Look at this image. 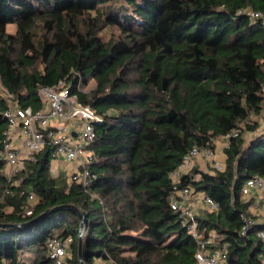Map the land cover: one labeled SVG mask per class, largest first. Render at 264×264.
Listing matches in <instances>:
<instances>
[{
  "label": "trees",
  "instance_id": "1",
  "mask_svg": "<svg viewBox=\"0 0 264 264\" xmlns=\"http://www.w3.org/2000/svg\"><path fill=\"white\" fill-rule=\"evenodd\" d=\"M240 9L264 14V0H0V83L10 100L39 110L38 87L64 81L102 117L87 188L51 175L50 146L24 161L18 186L0 158V223L19 224L0 227V264H55L52 238H70L67 264H81L79 244L84 264H195L196 243L170 207L174 186L188 183L218 203L199 226L221 235L229 264H264V241L251 229L240 235L253 202L242 186L264 177V131L243 136L264 117V26ZM104 27L119 34L102 38ZM90 79L93 89L77 88ZM7 108L0 93V147ZM236 127L223 169L173 183L191 147L215 148ZM29 193L36 203L26 215ZM60 205L74 210L31 221Z\"/></svg>",
  "mask_w": 264,
  "mask_h": 264
},
{
  "label": "built area",
  "instance_id": "2",
  "mask_svg": "<svg viewBox=\"0 0 264 264\" xmlns=\"http://www.w3.org/2000/svg\"><path fill=\"white\" fill-rule=\"evenodd\" d=\"M238 12L247 13L250 18L257 19L264 26V14L259 11L240 9ZM81 84L77 85L80 90ZM38 96L41 108L33 110L31 107H21L10 100L5 90L3 97L7 98L8 108L4 112L7 128L3 132L0 147V158L4 160V172L11 186H18L19 179L16 174L23 168L24 161L33 159L34 154L42 151L46 146L52 148L51 157H63L67 162H74L76 167L69 174V185L78 184L87 188L96 174L89 165L94 161L92 145L96 133L94 123L102 121L101 115L96 113L89 105L78 100L75 94L69 93L64 81L55 86L38 87ZM264 93V86H263ZM240 128L236 127L225 133L218 140L223 149L228 146L229 139L237 136ZM201 157L210 162L217 169H223L224 163L218 160L216 148L210 146H193L182 157L179 166L170 177L173 183L178 182L182 176L194 180L199 176L195 167V159ZM196 168V171H194ZM10 193V188L5 189ZM258 194L264 203V177L254 175L248 178L242 186V198ZM28 205L24 212L30 215L36 203L32 193L27 196ZM170 207L178 215L181 226L191 235L196 243L194 252L195 264H229L227 260L226 243L221 244V235L214 229H204L199 226L198 216L204 210L213 211L218 203L206 192L196 190L191 183L181 187L174 186L170 197ZM243 226L241 236L247 231H253V238L264 241V228L258 224L264 222L242 215ZM70 238H52L48 243V256L55 264H67L69 257Z\"/></svg>",
  "mask_w": 264,
  "mask_h": 264
},
{
  "label": "rangeland",
  "instance_id": "3",
  "mask_svg": "<svg viewBox=\"0 0 264 264\" xmlns=\"http://www.w3.org/2000/svg\"><path fill=\"white\" fill-rule=\"evenodd\" d=\"M15 30H16V28H15L14 24H8L6 26L7 32L14 33ZM100 34H101L102 38L108 39L109 37L117 36L119 34V32L115 27H104L103 31ZM94 87H95V81L93 79H90L86 85L81 86L80 90L83 92H88L89 90L93 89ZM0 93L2 95L6 94L5 89L2 87L1 83H0ZM261 131H264V117L261 118V120L259 122V126L256 130H254L252 132L246 131L243 133V136H244L245 140L248 141L252 136H254L255 134H258ZM214 143H215L214 145H215V148L217 151V156H218L217 159L222 161L225 158L222 143L218 139L214 140ZM208 163L206 164V169L210 170L213 166L211 165L210 162H208ZM247 218H254L258 221L264 222V209H261L260 206L257 204L253 205L252 209L249 211V215L247 216ZM123 255L129 256V257H134L136 254L134 252H129L127 250H124ZM96 262H97L96 264H110L109 262H104V261H101L99 259L96 260ZM111 264H113V263H111Z\"/></svg>",
  "mask_w": 264,
  "mask_h": 264
},
{
  "label": "crops",
  "instance_id": "4",
  "mask_svg": "<svg viewBox=\"0 0 264 264\" xmlns=\"http://www.w3.org/2000/svg\"><path fill=\"white\" fill-rule=\"evenodd\" d=\"M226 157V156H224ZM221 159V158H220ZM222 162L225 164V158L222 160ZM208 161H206L204 158L198 157L195 159V167L200 171H207L206 164ZM209 164V163H208ZM76 167V164L74 162H67L65 158L58 157L56 159H51L50 161V173L53 177L60 175H64L66 177V181L69 180V174L73 171V169ZM69 184V181H68ZM249 198H254L252 204L249 207V211L252 209L253 205H259L261 209H264V203L260 201V198L258 194H252L247 197H245V201Z\"/></svg>",
  "mask_w": 264,
  "mask_h": 264
},
{
  "label": "water",
  "instance_id": "5",
  "mask_svg": "<svg viewBox=\"0 0 264 264\" xmlns=\"http://www.w3.org/2000/svg\"><path fill=\"white\" fill-rule=\"evenodd\" d=\"M59 209H64V210H74L73 207L69 206V205H60V206H56L54 208H50V209H47L45 210L43 213L39 214L38 216L34 217L31 221H36L38 220L39 218L43 217L45 214L49 213V212H52V211H55V210H59ZM81 218L83 221H85V215L83 214H80ZM82 225V224H81ZM19 226V224H12V223H0V227H17ZM83 229H82V226L80 227L79 229V238H81L82 234H83ZM78 256H79V260L81 262V264H84L82 262V256H81V253H80V244H79V247H78Z\"/></svg>",
  "mask_w": 264,
  "mask_h": 264
}]
</instances>
